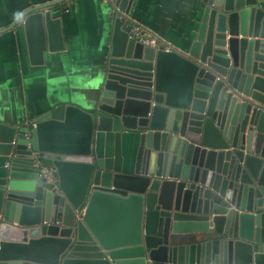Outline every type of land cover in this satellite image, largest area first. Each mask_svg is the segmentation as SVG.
Masks as SVG:
<instances>
[{"label":"water","instance_id":"1","mask_svg":"<svg viewBox=\"0 0 264 264\" xmlns=\"http://www.w3.org/2000/svg\"><path fill=\"white\" fill-rule=\"evenodd\" d=\"M63 1L0 31L22 23L33 67L66 50ZM103 1L91 108L0 115V264H264V0H193L185 49L144 45L134 0Z\"/></svg>","mask_w":264,"mask_h":264},{"label":"crops","instance_id":"2","mask_svg":"<svg viewBox=\"0 0 264 264\" xmlns=\"http://www.w3.org/2000/svg\"><path fill=\"white\" fill-rule=\"evenodd\" d=\"M55 1L0 0V31L24 12ZM50 9L61 20L66 50L46 52L42 66L30 64L22 23L0 33L4 121L16 124L48 109L50 103L73 101L85 109L94 103L103 52L109 46L110 6L103 0H66ZM128 17L172 49L187 48L198 25L193 0H134Z\"/></svg>","mask_w":264,"mask_h":264},{"label":"built area","instance_id":"3","mask_svg":"<svg viewBox=\"0 0 264 264\" xmlns=\"http://www.w3.org/2000/svg\"><path fill=\"white\" fill-rule=\"evenodd\" d=\"M131 36L136 38L139 42L148 46H155L156 39L154 36L147 30L143 29L141 26L133 24L131 28ZM36 166H39V162L36 161ZM41 173L45 176L49 182L57 183V177L53 169L41 168Z\"/></svg>","mask_w":264,"mask_h":264}]
</instances>
